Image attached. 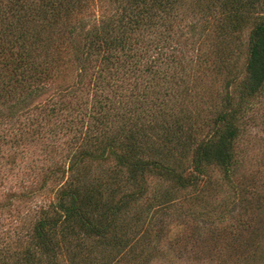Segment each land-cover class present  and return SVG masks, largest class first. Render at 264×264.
Instances as JSON below:
<instances>
[{
    "label": "trees",
    "instance_id": "16d2710c",
    "mask_svg": "<svg viewBox=\"0 0 264 264\" xmlns=\"http://www.w3.org/2000/svg\"><path fill=\"white\" fill-rule=\"evenodd\" d=\"M114 1L87 24L72 19L90 0H0V166L40 151L53 157L44 177L62 179L23 251L11 248L22 234L4 231L0 264H58L63 249L77 262L91 238L126 247L131 206L154 202L157 220L171 201L148 180L185 189L213 167L229 174L250 101L264 95V0ZM65 45L74 79L31 107L66 72ZM227 70L210 102L200 85Z\"/></svg>",
    "mask_w": 264,
    "mask_h": 264
},
{
    "label": "rangeland",
    "instance_id": "374dc122",
    "mask_svg": "<svg viewBox=\"0 0 264 264\" xmlns=\"http://www.w3.org/2000/svg\"><path fill=\"white\" fill-rule=\"evenodd\" d=\"M116 8L114 0H90L89 8L73 18L72 23L80 18L87 24L95 22L114 13ZM74 40L81 42L80 36ZM68 46H57L63 52L61 70L66 72L47 84L30 102L31 107L55 96L56 86L63 88L74 79L68 56L72 61L75 50ZM228 77V70L210 74L200 85L210 102L223 93ZM250 106L235 144V159L229 174L213 167L210 176L199 185L185 189L151 178L149 193L166 192L171 198L157 220L152 219L154 202L149 200L145 209L143 204L134 203L122 218L136 232H129L131 241L126 247L120 249L113 241L102 243L91 238L89 245L77 254V262L72 260V250L63 249L58 264H264V95L252 99ZM26 157H20L23 161L12 164L15 167L11 170L5 168L7 165L0 166V238H5L4 231L13 236L12 229H17L22 235L11 241V248L17 251L27 246L23 238L25 230L37 219L41 204L52 199L62 182L60 178L44 177L42 168L51 165L52 156L33 150ZM17 166L26 167V173ZM6 212L9 215L1 220ZM13 214L19 220L17 227L6 226ZM150 219L154 220L151 224Z\"/></svg>",
    "mask_w": 264,
    "mask_h": 264
}]
</instances>
